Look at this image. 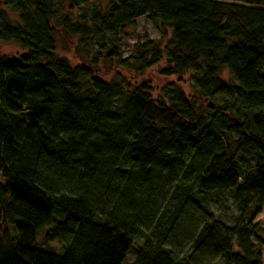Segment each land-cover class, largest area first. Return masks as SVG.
Here are the masks:
<instances>
[{"label": "trees", "instance_id": "16d2710c", "mask_svg": "<svg viewBox=\"0 0 264 264\" xmlns=\"http://www.w3.org/2000/svg\"><path fill=\"white\" fill-rule=\"evenodd\" d=\"M104 1H1L0 264H263L264 0Z\"/></svg>", "mask_w": 264, "mask_h": 264}, {"label": "rangeland", "instance_id": "374dc122", "mask_svg": "<svg viewBox=\"0 0 264 264\" xmlns=\"http://www.w3.org/2000/svg\"><path fill=\"white\" fill-rule=\"evenodd\" d=\"M1 1L2 0H0V13L6 11V9L2 8ZM105 4L106 3L104 0H90L88 5L82 8L81 10L77 11V13L78 12L88 13L91 11V9H99V8L104 7ZM8 15L11 18L13 17V15L11 14H8ZM159 37H160L159 32L152 25H150L144 18H139L135 22L134 29L131 32H129V36L121 42L119 48L123 52V57L126 58L131 54L132 48L137 42L143 43L146 40L148 41L158 40ZM57 50H58V55H60L63 58H66L71 64L77 63L75 55H74V51L71 50V48L65 47L61 39H59L58 37H57ZM18 53H19L18 50H16L15 48L9 45H3L0 47V57L9 58L10 56H14ZM100 67L103 73H105L107 70L112 68L111 66L107 64L100 65ZM222 77L225 78L226 76L223 74ZM189 79H190V74L183 76L182 78H180V80L179 78L162 79V78H158L154 71L147 73L145 77V80H148L151 83V86L153 88L152 95L154 98L158 97L159 89L167 81L176 83L178 87L185 93V95L189 96L191 94V89L189 86L190 84ZM3 183L4 181L0 178V184H3ZM212 201H217L219 203V209H221L223 214L226 215L227 217H230V215L233 216L234 214H236L235 209H234V203L230 196L214 197ZM212 201H211V205L213 203ZM251 211L252 210H250V212ZM255 222H257L259 224V227L264 230V206L260 210V213L256 216ZM48 229H49L48 226L43 227L39 230L38 234L41 236L42 234L45 235ZM43 241H44V238L42 240V237H41L37 240V243L40 244ZM140 245H141V240L135 239L134 247L129 251L123 264H131L134 261L135 255H136V247H139ZM41 246H42V243H41ZM49 246L54 249H57L55 244H49ZM233 250L234 252H236L235 246ZM55 252L58 255L62 254L60 249ZM261 257H262V263L264 264V249L261 250Z\"/></svg>", "mask_w": 264, "mask_h": 264}]
</instances>
